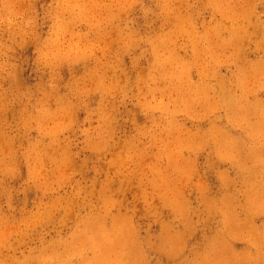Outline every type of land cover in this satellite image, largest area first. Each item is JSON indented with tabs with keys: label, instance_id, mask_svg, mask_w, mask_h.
I'll use <instances>...</instances> for the list:
<instances>
[{
	"label": "rangeland",
	"instance_id": "rangeland-1",
	"mask_svg": "<svg viewBox=\"0 0 264 264\" xmlns=\"http://www.w3.org/2000/svg\"><path fill=\"white\" fill-rule=\"evenodd\" d=\"M0 264H264V0H0Z\"/></svg>",
	"mask_w": 264,
	"mask_h": 264
}]
</instances>
